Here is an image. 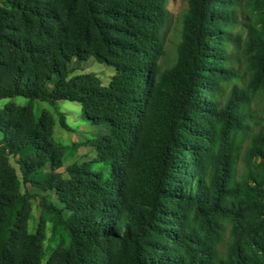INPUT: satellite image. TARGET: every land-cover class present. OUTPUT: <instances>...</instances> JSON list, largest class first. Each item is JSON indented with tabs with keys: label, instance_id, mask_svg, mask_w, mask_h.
Returning <instances> with one entry per match:
<instances>
[{
	"label": "trees",
	"instance_id": "obj_1",
	"mask_svg": "<svg viewBox=\"0 0 264 264\" xmlns=\"http://www.w3.org/2000/svg\"><path fill=\"white\" fill-rule=\"evenodd\" d=\"M167 1L64 0L62 17L39 0L0 6V99L75 102L110 127L93 146L105 176L73 164L65 180L34 181L69 212L57 264H264V124L240 151L250 98L264 102V0H187L162 67ZM87 55L113 66L105 87L92 74L68 78L70 57ZM15 124L0 125L10 148L48 152ZM0 223V264H39L9 243V216Z\"/></svg>",
	"mask_w": 264,
	"mask_h": 264
},
{
	"label": "rangeland",
	"instance_id": "obj_2",
	"mask_svg": "<svg viewBox=\"0 0 264 264\" xmlns=\"http://www.w3.org/2000/svg\"><path fill=\"white\" fill-rule=\"evenodd\" d=\"M20 0H0V6L11 10V2ZM62 17L64 0H39ZM187 7V0H168V20L162 30L165 56L161 59L162 67L170 65L174 58V45L178 40L180 15ZM76 19V16H73ZM73 19V22H74ZM72 26L68 28L67 37H72ZM93 46L88 51H93ZM237 67V63L234 64ZM68 78L83 74H92L101 86H106L114 74V68L102 58L87 55L85 58L70 57L67 62ZM241 78L235 81L244 85V69H237ZM57 81V75H51L44 82L50 90ZM228 88H226L227 92ZM264 102L260 96L250 98V130L241 140L242 155L250 144V135L262 128ZM16 123V137L25 133L36 132L37 136L48 143V152L36 157L26 146L10 148L4 132L0 131V220L9 216L11 229L9 243L21 252L35 253L39 264H57L62 249L68 244V236L59 220L66 219L69 212L62 208V203L52 187L40 183L48 175H59L67 179L65 169L73 164H86L91 171L105 176L108 165L96 158L93 146L97 139L109 133L106 122L92 124L84 115L79 104L58 100L50 104L40 99H27L20 96L0 99V125ZM54 154L60 166L53 169L46 161L48 155ZM26 165V175L21 165ZM58 177V176H57ZM32 181V182H31ZM34 181L36 183H34ZM56 210H54V209ZM1 225V223H0ZM32 236V239H25ZM17 238V239H16ZM17 249V252H18ZM9 253H16L10 250ZM32 256V254H30Z\"/></svg>",
	"mask_w": 264,
	"mask_h": 264
}]
</instances>
